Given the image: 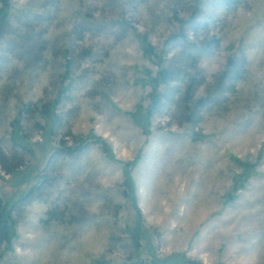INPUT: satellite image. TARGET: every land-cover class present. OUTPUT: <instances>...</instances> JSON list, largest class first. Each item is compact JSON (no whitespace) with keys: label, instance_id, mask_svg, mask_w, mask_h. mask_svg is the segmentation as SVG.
Here are the masks:
<instances>
[{"label":"rangeland","instance_id":"obj_1","mask_svg":"<svg viewBox=\"0 0 264 264\" xmlns=\"http://www.w3.org/2000/svg\"><path fill=\"white\" fill-rule=\"evenodd\" d=\"M226 1L0 2V264H264V0Z\"/></svg>","mask_w":264,"mask_h":264},{"label":"trees","instance_id":"obj_2","mask_svg":"<svg viewBox=\"0 0 264 264\" xmlns=\"http://www.w3.org/2000/svg\"><path fill=\"white\" fill-rule=\"evenodd\" d=\"M9 1L10 0H0V2L3 4L4 7H8L9 5ZM234 0H227L226 3L230 4L231 2H233ZM237 3L240 0H236ZM2 10H0V29L5 25V21H6V13H2ZM3 31V30H2ZM232 62L228 65L227 68H230L232 66ZM161 77H163L164 79L167 78L169 76V71L167 69L162 70L160 73ZM156 100V97H155ZM154 100V103H156ZM206 101V99H205ZM205 103V102H204ZM155 109V108H154ZM151 111V109H149ZM138 123V120L136 121ZM99 143H101L103 149L105 152L108 151L107 145L104 141L98 140ZM88 142H83L81 143L80 147H84ZM16 145H19L21 147H24L22 145H20L19 143H16ZM3 165H4V170L7 173H12L14 172L16 169H18L20 167L21 164L18 165H13V163L10 162V160L4 156V159L2 161ZM124 185L126 186L127 189H130V191L132 192V195H134L132 198L133 204H134V209L136 211V216H137V224L134 228H132L131 230H129V234L135 244L136 249L138 250L140 248V240H141V236H142V214H141V210L138 207L137 203H136V189H135V183L130 175V173H126L125 174V182ZM32 194V190L29 191V193L26 195V199L28 197H30V195ZM10 204H8L7 201H5L2 196L0 195V247L5 243L10 241L13 233H14V219L12 216V211H11V207L9 206ZM146 262H142V260L133 262L131 264H143ZM148 264H160L158 263L156 260H151L150 263ZM163 264H201L193 259H188L185 256H182V258L179 259H170L165 261Z\"/></svg>","mask_w":264,"mask_h":264}]
</instances>
